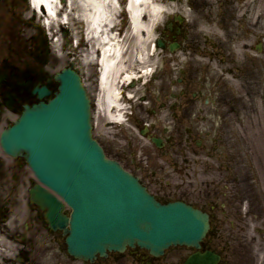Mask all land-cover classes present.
I'll list each match as a JSON object with an SVG mask.
<instances>
[{
    "label": "flooded vegetation",
    "instance_id": "obj_1",
    "mask_svg": "<svg viewBox=\"0 0 264 264\" xmlns=\"http://www.w3.org/2000/svg\"><path fill=\"white\" fill-rule=\"evenodd\" d=\"M191 85L192 82L180 90L179 102L173 104L178 112L184 111L190 127L184 130L183 136L182 118L179 113L174 114L172 134L165 132L162 147V156L168 161L161 166L155 164L161 167L159 176L151 175L150 181L147 179L148 187L168 190L163 193L166 200L177 192L184 196L188 186L189 203L210 215L211 230L202 250L215 251L220 255V264H237L234 259L238 251L230 253L227 249L249 237L245 223L257 218L254 201L260 171L258 142L249 131L245 134L243 105L230 102L220 84L210 88V96L215 95V101L208 109L200 103L204 92H198ZM5 99L6 93L0 92L2 116ZM20 106V99L16 97L13 111H19ZM4 169L3 166L0 169V264H180L183 252L181 256H155L139 247L110 252L93 261L75 260L67 251L64 235L49 228L41 211L35 215L31 208L30 213L20 214V188L11 178L12 169L8 168V172ZM141 171L142 177L148 176L146 169ZM169 171L178 183L171 192L167 180Z\"/></svg>",
    "mask_w": 264,
    "mask_h": 264
},
{
    "label": "water",
    "instance_id": "obj_2",
    "mask_svg": "<svg viewBox=\"0 0 264 264\" xmlns=\"http://www.w3.org/2000/svg\"><path fill=\"white\" fill-rule=\"evenodd\" d=\"M71 89L66 92L65 103H54L30 122L22 120L10 134L12 142L9 144L7 135L4 143L16 148L12 153L26 151L38 177L73 206L77 217L73 223V251L92 255L102 250L96 249V245L107 238L113 243L126 239L124 244H109L120 248L138 240L127 239L131 236L128 233L137 237L142 225L159 245L153 248L146 240H140L141 243L158 251L175 243L177 208L157 206L156 209L149 205L147 198H136V181L107 161L91 140L88 108L83 103L71 105L76 104ZM44 195L51 216L60 219L61 213L56 208H63L62 204L48 193ZM202 222L205 231L206 222Z\"/></svg>",
    "mask_w": 264,
    "mask_h": 264
},
{
    "label": "bare ground",
    "instance_id": "obj_3",
    "mask_svg": "<svg viewBox=\"0 0 264 264\" xmlns=\"http://www.w3.org/2000/svg\"><path fill=\"white\" fill-rule=\"evenodd\" d=\"M56 1V5L55 2ZM71 1V11H83L82 20H85L86 27L96 33V38L90 39L91 47L95 50V55L90 54V63L94 62L97 64H103L104 73L102 77V92L100 102L105 106V116H110L114 120H122V106L120 104V84L122 75H127L126 68L127 62L136 60L139 64L147 62L148 58V33L152 31L155 24L160 21V18L164 13L169 11H176L177 4L182 9L177 11L185 12L183 0H175L172 3L168 0H132L130 3L131 14H132V31L126 34L123 43L130 42L133 48L137 47V54L131 55L126 58L124 53V46L120 44L111 43L113 40L112 32L108 29L110 25L115 23L116 7L120 6L119 0H69ZM107 2H110V11L105 8ZM181 2V3H180ZM34 5L39 7L44 4L51 13H55L57 10L58 0H34ZM81 3L82 5H79ZM207 3V2H206ZM181 4V5H180ZM67 9L69 8L66 5ZM82 7V8H81ZM180 8V7H179ZM44 11V8L41 7ZM73 14L70 13L69 17ZM81 21V20H80ZM82 22V21H81ZM76 31V29H74ZM79 33L75 34L76 37ZM151 38V36H149ZM118 42V41H117ZM107 43V45H104ZM88 42L83 43L86 46ZM116 46V47H115ZM130 46V45H129ZM121 47V48H120ZM99 48L102 52L97 50ZM120 49V50H119ZM122 49V50H121ZM128 53V51H127ZM131 81V75L125 79L124 83ZM125 86V85H124ZM123 98V97H122ZM197 228H195L196 231ZM198 231V230H197Z\"/></svg>",
    "mask_w": 264,
    "mask_h": 264
},
{
    "label": "rangeland",
    "instance_id": "obj_4",
    "mask_svg": "<svg viewBox=\"0 0 264 264\" xmlns=\"http://www.w3.org/2000/svg\"><path fill=\"white\" fill-rule=\"evenodd\" d=\"M172 1V0H170ZM217 1V0H216ZM240 0H232V4L234 8L236 9V12L233 13L232 17L235 16L237 19H241L243 15L247 16V19L243 21L244 25L246 26V32H245V40H248L250 46L257 45L258 43H263L262 46V52L259 55V62H257L256 66V81L255 83H258L260 85V90H261V106H262V116L261 118L264 120L263 117V108H264V0H257V3L253 5L251 1L249 0L248 2L246 0H241L243 3H245V7L243 8V11L240 12L238 9V2ZM174 3V2H172ZM218 4H212L210 7L205 8L203 6L199 5V0H194L193 4L197 8H200L202 12H205V9H207L210 14L213 15V19L215 20L214 16L216 17L218 13H220V17L223 15L221 10H219L217 7L221 6L220 3L226 4L227 0H218ZM235 4V5H234ZM65 9V8H64ZM186 11L188 10L189 17H187V25L188 28H194L196 26L197 28L195 30H198L200 32L201 26L206 27L205 23V17L202 13H193L188 6L185 7ZM66 10V9H65ZM175 15V14H174ZM208 22V20L206 19ZM38 16L35 15V12L33 9L29 8L27 4L23 0H0V38L3 39V50L0 52L1 55H4V58L7 61H10L11 58L16 59L17 61L14 60L18 67L17 69L21 71L26 64H32L33 61L29 56H24L22 54L25 51H27L26 43L36 34H38ZM164 24V23H163ZM60 23L57 22L56 25L54 26V29L56 30V33L52 32L54 34V37L56 34H58V37L60 39L58 44H61V38H60V32H61V27ZM249 25H252L253 29H249ZM254 25V26H253ZM164 27L161 28L160 26V31L163 30ZM207 28V27H206ZM206 28L202 29L201 31L204 32L203 34L206 33ZM53 29V31H54ZM209 30V29H207ZM241 33V32H240ZM217 35L220 34V32L215 33ZM250 34V35H249ZM249 35V37H248ZM196 35L192 36L193 38H198L195 37ZM155 37L148 38L149 43L152 42V39ZM221 38V37H220ZM27 40V41H26ZM199 40V39H197ZM244 40V42H245ZM54 44V43H53ZM52 44V48H53ZM210 44V43H209ZM2 47V45L0 44ZM59 50L57 52L53 51L52 52V57H53V62L51 66L46 69L49 72L53 73L54 71L56 72L59 69H62L66 64H69L68 62L71 61L69 58H63V59H57L55 56L59 58V56H62V45H57ZM235 49L240 48V46H235ZM152 50V47L151 49ZM82 50H78V56ZM69 52V51H68ZM243 55H236L237 59H239V64H244L249 65L251 63L250 60H245L248 56L252 55L254 52L250 49L246 50L243 52ZM56 54V55H55ZM255 54V53H254ZM80 57V56H79ZM162 56L160 55L157 58L158 60H162ZM56 59V60H54ZM166 63H170L168 61V58L166 57ZM258 61V60H257ZM36 65V64H35ZM33 66V68H37L36 66ZM169 67V66H167ZM149 71V70H148ZM152 71V70H150ZM253 85V82H251ZM106 122V119L105 121ZM99 133L100 135H103L108 138L109 131L105 129V127L102 125L100 127ZM123 130V129H122ZM124 131V130H123ZM19 171V170H18ZM20 180L17 181V183H25L27 184V179L29 178V174H27V169L26 168H21L20 169ZM24 187V185H22ZM249 251V254H248ZM249 249H245V254H244V264H252L250 261V258L252 259V252ZM254 256V255H253ZM248 258L249 261L246 259ZM262 263H264V256L261 258ZM239 264H243V260L241 259Z\"/></svg>",
    "mask_w": 264,
    "mask_h": 264
}]
</instances>
